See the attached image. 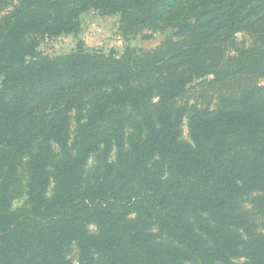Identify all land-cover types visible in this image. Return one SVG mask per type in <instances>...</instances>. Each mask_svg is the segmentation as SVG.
<instances>
[{"label":"trees","instance_id":"16d2710c","mask_svg":"<svg viewBox=\"0 0 264 264\" xmlns=\"http://www.w3.org/2000/svg\"><path fill=\"white\" fill-rule=\"evenodd\" d=\"M10 6L0 264H264V0H0V13ZM89 10L119 15L124 36L172 32L121 55L39 50ZM198 88L215 107L190 106Z\"/></svg>","mask_w":264,"mask_h":264},{"label":"rangeland","instance_id":"374dc122","mask_svg":"<svg viewBox=\"0 0 264 264\" xmlns=\"http://www.w3.org/2000/svg\"><path fill=\"white\" fill-rule=\"evenodd\" d=\"M17 0H15V3ZM10 6L6 11L0 13V17L11 10ZM120 18L119 15H106L100 11L89 10L81 15V29L79 33L61 34L58 36H49L42 39L39 50L50 57L69 53L76 50L79 44H83L87 50H99L106 54L112 52L121 55L129 46L142 48L146 50L154 49L165 41L168 34L172 30L152 32L144 30L138 34L124 36L119 31ZM212 79V77H208ZM264 85V78L260 80ZM197 83V82H196ZM195 89L190 93L188 99L190 106L210 107L213 108L217 103V93L211 92L203 88ZM191 115L184 119L183 134L185 138H189L188 122ZM24 199H19L14 206H19ZM73 264H80L76 254L72 256Z\"/></svg>","mask_w":264,"mask_h":264}]
</instances>
